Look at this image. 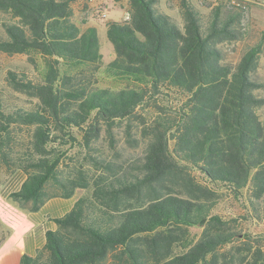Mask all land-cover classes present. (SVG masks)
<instances>
[{
    "label": "trees",
    "instance_id": "trees-1",
    "mask_svg": "<svg viewBox=\"0 0 264 264\" xmlns=\"http://www.w3.org/2000/svg\"><path fill=\"white\" fill-rule=\"evenodd\" d=\"M75 1L0 0L11 18L1 23L0 51L42 59L38 76H6L37 100L32 108L0 103V162L26 173L9 197L34 210L91 186L19 264H264V232L236 231L214 212L225 188L246 201L253 220L264 219L261 48L249 47L235 65L222 62L219 48L240 38L244 5L220 0L205 20L191 0H177L179 25L159 0H126L127 18L106 23L114 57L102 71L123 84L113 88L91 78L102 64L98 30L73 19ZM140 107L151 108L152 120L138 164L114 168L102 160L93 177L83 165L61 173L56 146L77 140L71 128L89 146L114 121L139 118ZM12 125L32 127V152L19 162L10 153ZM193 226L202 228L196 240L187 239Z\"/></svg>",
    "mask_w": 264,
    "mask_h": 264
},
{
    "label": "rangeland",
    "instance_id": "rangeland-1",
    "mask_svg": "<svg viewBox=\"0 0 264 264\" xmlns=\"http://www.w3.org/2000/svg\"><path fill=\"white\" fill-rule=\"evenodd\" d=\"M198 10L203 14L204 19L209 13L210 7L220 0H191ZM231 2L232 4H243L244 11L239 24H237L240 38L234 40H225L219 44L221 50L222 62H228L235 65L242 54L251 46L259 45L261 52L256 74L263 81V86L256 92L264 98V0H221ZM162 9L166 11L174 20L182 25V16L179 10L177 0H159ZM99 6V5H97ZM160 6V7H161ZM109 7V3L106 4ZM128 8V6H127ZM77 9V5H74ZM113 17L107 13L106 18ZM9 14L0 12V35L4 36L5 31L1 23L10 20ZM105 36V37H104ZM101 38L100 50L103 54L102 64L91 77L94 84L98 87H120L123 84L111 79L103 74L104 65L114 57L112 44L104 34ZM111 49H108L109 47ZM30 60L27 54L15 53L7 54L0 51V103L6 107L21 106L32 108L37 105V100L26 94L15 91L8 83L6 76L9 70L15 72H24L28 76H38L42 69V59L36 55H31ZM33 60V61H32ZM139 118L129 121L127 119L116 120L111 124L110 130L103 128L97 137L89 146L84 145L80 132L71 128L77 140L70 141L65 145H58L57 150L62 153L61 173L71 174L76 167L83 165L85 172L93 177L102 172V160L111 162L114 168L126 167L132 163H139L143 158L147 142L150 135L146 134L151 126L152 110L151 108H138ZM260 119H264V104L257 109ZM142 118L143 121L140 119ZM31 126L12 125L11 128V147L10 153L12 162H19L21 157L32 152L31 144ZM11 162V163H12ZM13 164V163H12ZM12 169L8 170L4 163L0 162V183L14 170L17 166L11 165ZM197 179L201 180L199 172L193 171ZM82 194H90L91 186L87 188H77ZM50 191L55 188H49ZM214 212L223 219L229 221L230 226L236 231L258 234L264 232V219L255 221L250 217L249 208L244 199H238L230 194L225 188L219 190V199L215 205ZM3 228L0 226V238L3 235ZM189 237L187 239H198L202 228L200 226L189 227ZM229 246V245H226ZM224 247L221 248V250ZM180 247H176L178 251ZM101 264H116L111 258H107Z\"/></svg>",
    "mask_w": 264,
    "mask_h": 264
},
{
    "label": "crops",
    "instance_id": "crops-1",
    "mask_svg": "<svg viewBox=\"0 0 264 264\" xmlns=\"http://www.w3.org/2000/svg\"><path fill=\"white\" fill-rule=\"evenodd\" d=\"M107 3L109 7H106ZM74 5H77L76 10ZM97 5L103 10V17L95 12ZM72 7L73 19L78 25L97 27L100 43L102 36L106 35L107 21L123 20L128 15L126 0H76ZM107 13L113 17L105 19ZM107 48L111 49L110 46ZM25 177L26 173L16 168L0 183V226L4 229L0 238V264H19L23 254L34 256L44 245L46 232L57 228L56 219L67 213L82 195L76 188L70 196H53L37 209H23L9 195L19 190Z\"/></svg>",
    "mask_w": 264,
    "mask_h": 264
},
{
    "label": "built area",
    "instance_id": "built-area-1",
    "mask_svg": "<svg viewBox=\"0 0 264 264\" xmlns=\"http://www.w3.org/2000/svg\"><path fill=\"white\" fill-rule=\"evenodd\" d=\"M94 10H95V12H96L98 15H100L101 17L104 16V12H103V10H102V8H101L100 6H96V7L94 8Z\"/></svg>",
    "mask_w": 264,
    "mask_h": 264
}]
</instances>
